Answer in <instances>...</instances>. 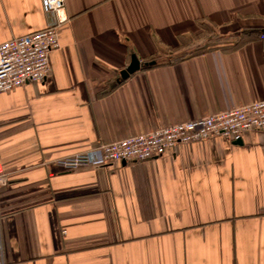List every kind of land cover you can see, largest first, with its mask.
I'll use <instances>...</instances> for the list:
<instances>
[{
    "label": "crops",
    "instance_id": "crops-1",
    "mask_svg": "<svg viewBox=\"0 0 264 264\" xmlns=\"http://www.w3.org/2000/svg\"><path fill=\"white\" fill-rule=\"evenodd\" d=\"M61 14L45 79L0 92L5 264H264V132L145 161L57 163L264 99V37L159 62L206 23L263 31L264 0H64ZM55 22L42 0H0V44ZM133 53L155 64L118 82Z\"/></svg>",
    "mask_w": 264,
    "mask_h": 264
},
{
    "label": "built area",
    "instance_id": "built-area-1",
    "mask_svg": "<svg viewBox=\"0 0 264 264\" xmlns=\"http://www.w3.org/2000/svg\"><path fill=\"white\" fill-rule=\"evenodd\" d=\"M44 9L56 16L53 25L13 36L0 44V92L29 82H40L48 75L49 54L59 47L57 26L66 20L61 14L64 0H42ZM262 37V36H261ZM264 132V99L232 106L193 120L160 126L156 129L100 143L87 150L60 158L66 170L80 166H105L158 158L179 144L222 137L235 142L247 131ZM6 176L0 162V184ZM0 264H5L0 235Z\"/></svg>",
    "mask_w": 264,
    "mask_h": 264
},
{
    "label": "rangeland",
    "instance_id": "rangeland-1",
    "mask_svg": "<svg viewBox=\"0 0 264 264\" xmlns=\"http://www.w3.org/2000/svg\"><path fill=\"white\" fill-rule=\"evenodd\" d=\"M203 25V30L199 33V35H195V37L189 38V43L187 44L186 39L183 42L188 47H178L176 49H164L165 54L160 58V61L166 62L169 61L171 58H176L182 54H186L189 52H193L198 50L200 47H207V48H214V47H221L227 44L233 43L234 39L226 38L227 34L229 33H222L219 32L218 29H214L212 25ZM234 33V32H233ZM231 34V33H230ZM223 36V37H222Z\"/></svg>",
    "mask_w": 264,
    "mask_h": 264
},
{
    "label": "trees",
    "instance_id": "trees-1",
    "mask_svg": "<svg viewBox=\"0 0 264 264\" xmlns=\"http://www.w3.org/2000/svg\"><path fill=\"white\" fill-rule=\"evenodd\" d=\"M263 36L264 37V32L262 30H260V28H250V27H242L240 29H238L237 31H235L234 33H229V35L227 34L226 38H230V39H234L231 44H227L226 47L225 46H221L220 48H233L239 45H241L247 38H257L259 36ZM223 37V36H222ZM205 49H208L207 47H200L198 50L193 51V52H189L186 54H182L176 58H171L169 61L166 62H172V61H177L181 58H183L186 55L189 54H194V53H198L199 51H204ZM153 58H157V56L152 57L150 59ZM149 59V60H150ZM163 63V61H161Z\"/></svg>",
    "mask_w": 264,
    "mask_h": 264
},
{
    "label": "water",
    "instance_id": "water-1",
    "mask_svg": "<svg viewBox=\"0 0 264 264\" xmlns=\"http://www.w3.org/2000/svg\"><path fill=\"white\" fill-rule=\"evenodd\" d=\"M263 32H264V29H263ZM153 64H155V61H149V62H145L141 64L137 56L133 53L131 55V61L129 62L128 66L119 72V78L117 81L120 82L121 80L126 79L130 74L139 70L140 68L145 67L147 65L150 66ZM235 143H240V140H236ZM122 164H124V162H122Z\"/></svg>",
    "mask_w": 264,
    "mask_h": 264
}]
</instances>
